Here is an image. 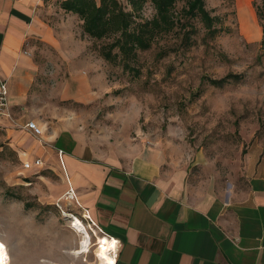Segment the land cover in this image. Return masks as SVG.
Listing matches in <instances>:
<instances>
[{
    "label": "rangeland",
    "instance_id": "374dc122",
    "mask_svg": "<svg viewBox=\"0 0 264 264\" xmlns=\"http://www.w3.org/2000/svg\"><path fill=\"white\" fill-rule=\"evenodd\" d=\"M120 2L130 9L126 0ZM204 3L217 17L213 36L207 35L198 17L185 13L186 0H177L173 29L156 34L149 48L138 49L129 69L123 68L120 56L112 62L102 57L101 46L112 37H89L78 28V19L72 40L83 41L92 56L89 68L79 70L78 80L70 78L59 49L40 43L47 53L42 62L58 65L39 73L41 97L36 107L42 137L19 131L24 128L17 122L31 118L27 109L15 108L14 121L0 115V240L7 264L101 263L99 250L107 236L88 222L84 210L67 194L55 150L46 139L69 123L81 136L109 148L135 139L169 148L177 166L186 167L192 196L232 194L236 199L247 190L249 168L264 169V50L260 47L264 8L261 0ZM51 12L58 19L67 17L59 0ZM154 12L147 1L135 21L151 19ZM229 72L243 78L230 79L222 87L202 79ZM69 94L83 96L72 101L66 97ZM36 155L42 166L25 169L23 163ZM74 217L89 234L87 252L80 254L74 253L82 239L72 226Z\"/></svg>",
    "mask_w": 264,
    "mask_h": 264
},
{
    "label": "crops",
    "instance_id": "0c3cea01",
    "mask_svg": "<svg viewBox=\"0 0 264 264\" xmlns=\"http://www.w3.org/2000/svg\"><path fill=\"white\" fill-rule=\"evenodd\" d=\"M54 3L0 0V75L7 80L10 113L13 120L15 108L31 113L18 126L34 120L42 128L36 107L41 97L39 73L58 65L42 62L47 53L40 43L59 49L72 79L78 80L79 70L92 64L88 47L80 39L72 40L73 23L78 19L81 28V20L72 12L66 19L51 16ZM63 36L69 41L63 42ZM82 96L66 97L74 101ZM69 125L46 139L55 150L67 191L73 190L83 213L106 233L102 247L107 239L116 242V258L111 254L115 249L99 252L100 264H264L262 167L249 168L247 190L236 199L232 194L192 196L186 167L177 166L169 148L136 139L109 148ZM57 149L63 150V165ZM37 153L44 155L42 150ZM36 157L41 158L30 160Z\"/></svg>",
    "mask_w": 264,
    "mask_h": 264
},
{
    "label": "trees",
    "instance_id": "16d2710c",
    "mask_svg": "<svg viewBox=\"0 0 264 264\" xmlns=\"http://www.w3.org/2000/svg\"><path fill=\"white\" fill-rule=\"evenodd\" d=\"M149 1L154 9L151 19L136 22V15L143 5ZM177 0H126L130 9H126L120 0H62L60 7L72 12L81 20V28L85 34L94 39L112 37V40L101 46L102 57L109 62L119 58L124 69L132 67L129 63L137 50L147 49L155 35L168 32L175 26L173 8ZM264 8V0H261ZM185 13L198 17L206 28L207 35L217 32L216 16H212L205 7L204 0H186ZM262 37L260 47L264 50V24H261ZM116 49L117 51H114ZM241 73H227L219 78L203 76L215 87H222L230 79L239 81Z\"/></svg>",
    "mask_w": 264,
    "mask_h": 264
},
{
    "label": "built area",
    "instance_id": "2783aa9c",
    "mask_svg": "<svg viewBox=\"0 0 264 264\" xmlns=\"http://www.w3.org/2000/svg\"><path fill=\"white\" fill-rule=\"evenodd\" d=\"M0 115H4L8 119V121H14L12 116H11L10 109H9L7 80L4 79L1 75H0ZM21 127L24 128L25 130H27L28 132H30V134H32L33 136H35L37 138L42 137V128L34 120H28ZM57 154H58L60 163L63 165V161H62L63 150L57 149ZM42 164H43L42 159L39 157H36L30 161H25L23 163V166L25 169H31L34 167L39 168L42 166ZM67 192L72 196V198L75 197L74 192L71 188ZM84 215H87V217H85ZM83 216L86 219H88V222L90 224H92L94 227L98 228L100 232H103V234L106 235V233L99 226H97L95 224V222L89 217V215L87 213H83ZM114 256L116 258L117 248H116V251L114 252ZM114 262H115V260H114Z\"/></svg>",
    "mask_w": 264,
    "mask_h": 264
},
{
    "label": "bare ground",
    "instance_id": "6f19581e",
    "mask_svg": "<svg viewBox=\"0 0 264 264\" xmlns=\"http://www.w3.org/2000/svg\"><path fill=\"white\" fill-rule=\"evenodd\" d=\"M72 219H73L72 221H74L72 223V226L74 227V229L76 231L82 233V239L79 242L78 249L74 253L75 254H80V253L87 252V249H88V246H89V234H88L87 230L83 226L84 223H82L77 217H74ZM115 243L116 242H115V240L113 238L107 239L105 241L104 246L100 247L99 252L103 253V254H108L113 249H115V251H116L117 246L115 245ZM115 251H112V256L114 258H115V256H114V252ZM7 263H8V255H7V252H6V248H5L4 243L0 240V264H7ZM42 264H59V263L51 262V261H43ZM69 264H72V263H69Z\"/></svg>",
    "mask_w": 264,
    "mask_h": 264
}]
</instances>
